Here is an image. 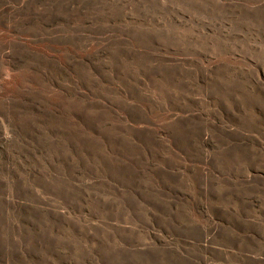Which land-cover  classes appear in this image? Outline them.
Segmentation results:
<instances>
[{
    "label": "rangeland",
    "instance_id": "rangeland-1",
    "mask_svg": "<svg viewBox=\"0 0 264 264\" xmlns=\"http://www.w3.org/2000/svg\"><path fill=\"white\" fill-rule=\"evenodd\" d=\"M0 264H264V0H0Z\"/></svg>",
    "mask_w": 264,
    "mask_h": 264
}]
</instances>
